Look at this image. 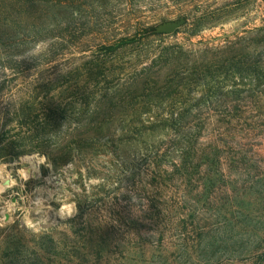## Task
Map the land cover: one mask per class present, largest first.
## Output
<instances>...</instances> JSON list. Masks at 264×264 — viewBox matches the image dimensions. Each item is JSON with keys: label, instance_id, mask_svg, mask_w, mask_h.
<instances>
[{"label": "rangeland", "instance_id": "374dc122", "mask_svg": "<svg viewBox=\"0 0 264 264\" xmlns=\"http://www.w3.org/2000/svg\"><path fill=\"white\" fill-rule=\"evenodd\" d=\"M68 1L76 12L63 16L70 32L19 50L28 67L61 70L102 62L125 86L134 74L160 65L163 52L181 48L182 73L214 66L215 78L195 91L189 80L176 98L142 110L145 119L182 115V125L156 128L67 165L39 155L1 164L0 232L8 231L1 238L18 236L40 254L41 264H252L264 254V79L255 84L218 70L242 59L243 48L259 45L253 33L264 27V2L190 38L163 30L176 22L177 9L162 0ZM137 31V38L147 37L109 56L100 51ZM240 39L230 53L226 47ZM214 86L221 92L197 103ZM175 101L179 109L171 110ZM46 252L59 256L48 262Z\"/></svg>", "mask_w": 264, "mask_h": 264}, {"label": "trees", "instance_id": "16d2710c", "mask_svg": "<svg viewBox=\"0 0 264 264\" xmlns=\"http://www.w3.org/2000/svg\"><path fill=\"white\" fill-rule=\"evenodd\" d=\"M136 1L147 5L159 0ZM162 1L177 9L173 12L176 22H168L166 26L182 24L172 36L182 33L190 38L239 18L242 12L251 13L254 4L264 2L234 0L228 5L212 3L200 7L193 3L194 0ZM74 13L68 0H0V165L32 155L45 157L54 165H67L86 155L103 153L119 144L140 139L156 128L182 125V115L145 119L142 110H154L167 98H176L189 80L196 84L191 87V91L193 88L195 91L205 88L203 84L215 78L211 74L214 66H207L206 70L194 67L182 73L181 65L186 56L181 48L163 52L157 60L161 61L160 65L134 74L125 86H120L117 73L103 70L102 62L90 68L80 65L61 70L46 68L45 64L28 67V57L19 50L48 42L51 37L62 39L72 28L71 22L63 16ZM253 34L259 36V45L249 52L242 47L243 60L223 64L219 75L232 72L251 78L255 84L261 83L264 79L261 78L264 27ZM138 35L139 31L132 38L121 40L117 47L104 46L100 51H106L105 56H109L147 37L145 34L137 38ZM241 42L242 39L226 49L230 53L237 51L236 46ZM43 59L46 58L36 61ZM221 90L215 86L207 92L202 90L197 103L208 93L218 95ZM231 95L236 97V92ZM175 103L169 104L171 110L177 108ZM6 232H0V264H41L40 254L38 256L34 249L22 243L18 236L2 239L1 234ZM46 253L48 262L59 256ZM254 257L252 264H264V254Z\"/></svg>", "mask_w": 264, "mask_h": 264}, {"label": "water", "instance_id": "95a60500", "mask_svg": "<svg viewBox=\"0 0 264 264\" xmlns=\"http://www.w3.org/2000/svg\"><path fill=\"white\" fill-rule=\"evenodd\" d=\"M182 24L179 23V24H169L167 25L165 28H163V30L166 32V33H174Z\"/></svg>", "mask_w": 264, "mask_h": 264}]
</instances>
